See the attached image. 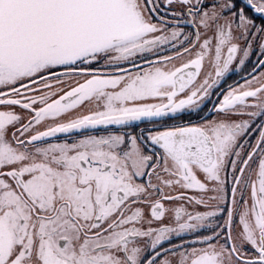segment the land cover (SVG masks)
Returning <instances> with one entry per match:
<instances>
[{
	"label": "snow or ice",
	"instance_id": "snow-or-ice-1",
	"mask_svg": "<svg viewBox=\"0 0 264 264\" xmlns=\"http://www.w3.org/2000/svg\"><path fill=\"white\" fill-rule=\"evenodd\" d=\"M0 264H264V0H0Z\"/></svg>",
	"mask_w": 264,
	"mask_h": 264
},
{
	"label": "flooded vegetation",
	"instance_id": "flooded-vegetation-1",
	"mask_svg": "<svg viewBox=\"0 0 264 264\" xmlns=\"http://www.w3.org/2000/svg\"><path fill=\"white\" fill-rule=\"evenodd\" d=\"M259 55V53L257 52L253 57H252V59H251V63H256V59H257V56ZM240 75H238V74H232V75H230L228 78H227V83H234L235 81H237V80H240ZM217 99V96H213L212 97V100L213 101H215ZM208 107L211 109V107H212V103L210 102L209 104H208ZM206 115H207V113H206Z\"/></svg>",
	"mask_w": 264,
	"mask_h": 264
}]
</instances>
